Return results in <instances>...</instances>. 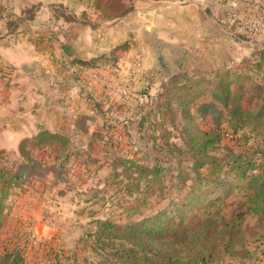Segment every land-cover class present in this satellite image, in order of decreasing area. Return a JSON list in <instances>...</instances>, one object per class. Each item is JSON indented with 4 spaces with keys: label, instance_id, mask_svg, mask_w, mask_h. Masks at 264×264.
<instances>
[{
    "label": "trees",
    "instance_id": "trees-1",
    "mask_svg": "<svg viewBox=\"0 0 264 264\" xmlns=\"http://www.w3.org/2000/svg\"><path fill=\"white\" fill-rule=\"evenodd\" d=\"M124 5L125 0H94L93 7L102 19L113 21L131 12ZM263 11L260 7L259 12ZM261 19L264 22V13ZM116 50L75 63L88 69L116 68L121 59ZM78 81L87 101L93 102L89 84ZM162 86L163 92L153 99V164L147 167L125 157L115 166L124 168L125 174L138 175L125 188L153 197V216L127 227L101 223L91 238L101 249L110 250L109 257L118 264L246 261L251 252L242 236L244 218L251 215L264 220V49L238 66L218 67L206 74L169 73ZM175 108L180 110L181 121L172 116ZM147 118L143 116L139 124L143 126ZM207 118L211 126L204 129L200 123ZM169 127L179 130L178 136ZM62 134L41 129L21 141L23 162L18 167L0 166V221L14 197L12 192L23 189L42 166L60 175L66 170L74 155L69 137ZM226 138L241 150L224 145ZM34 151L44 152L40 161ZM237 189L240 199L229 205L225 200ZM235 205L236 210L226 212ZM257 235L264 243V232ZM49 263L66 264L59 258ZM0 264H26V260L15 249L0 254Z\"/></svg>",
    "mask_w": 264,
    "mask_h": 264
},
{
    "label": "rangeland",
    "instance_id": "rangeland-1",
    "mask_svg": "<svg viewBox=\"0 0 264 264\" xmlns=\"http://www.w3.org/2000/svg\"><path fill=\"white\" fill-rule=\"evenodd\" d=\"M253 1L255 6L250 8L248 15L233 23L235 29L232 35L239 44L234 57L242 61L240 55H245V62H250L252 54L264 49V22L261 19L264 11L259 12L260 7L264 8V0ZM181 2L197 3L196 0H125L123 9H132L128 13L133 16L132 22L140 18V23L147 25L153 10H159L161 6L174 7ZM70 8L74 7L61 4L53 9H46L37 0H0V19L19 34L27 24L25 20L37 12H46L47 15L53 13L61 17ZM81 11L83 10L79 13ZM85 13L95 20L94 24H98L95 9L85 10ZM44 19L47 20V17ZM1 29L6 30L5 27ZM173 31L175 32L172 34L161 36L165 39H168L169 34L176 36L178 42L175 46L173 44L161 50V44L156 43L157 41L152 43V51L156 50V56L160 60L157 57L153 59L151 50L147 53L143 48L139 49L142 45L147 48L151 42L149 34H145L141 28L139 40L134 42L132 38L117 48V58H125L127 61H116L117 70L114 68V75L110 73V79L97 74L91 76L90 81L96 91L91 90L94 95L93 102H87L88 112L78 116L79 123L71 131L62 132V135L69 137L70 152L74 156L62 175L60 171L53 173L42 166L41 171L33 174L23 189L12 192L14 197L8 202L0 221V254L16 249L25 257L26 264H50L49 261L53 258L64 260L66 264H118L117 260L109 257L110 250L101 249L91 237L97 234L101 223L112 222L125 227L137 225L141 220L153 216L154 202L153 197L147 198L149 194L130 193L131 191L126 190V185L138 175L134 176L130 172L125 174L124 168H115L117 161L130 157L143 166L153 164L155 155L152 126L153 114L156 113L153 111V99L163 92L162 84L168 81V74L165 72L167 67L174 69L172 72H179V65L185 70L197 68L201 72L208 71L210 66L215 65L213 56L203 49L206 45L214 46L213 41L205 39L206 44H201L200 51L198 47L201 39L194 38V34L192 38L190 36L195 29L192 28L189 33L187 26V29L174 28ZM245 32L246 35L240 34ZM179 43H185L190 48ZM240 44L248 47V51L241 49ZM133 45H136L135 52L139 53L131 56ZM222 45L223 43L219 46ZM189 50L194 55L200 51L205 58L202 57L199 62L188 59L184 51ZM217 64L216 67H219ZM210 87H205L206 94ZM81 109H85V104L83 108L78 107V110ZM179 112L175 108L172 116H178V121H181L182 115ZM143 116L148 118L141 126L139 122ZM176 125L179 126L178 122ZM210 126L209 118L200 123V127L204 129ZM169 128L178 136L179 130ZM223 144L237 151L241 150L229 138ZM42 153L44 152L34 151L38 161L41 160ZM48 156L50 151L44 159ZM22 162L18 149L16 152H0L1 167L15 169ZM240 195L237 189L225 201L230 205L239 201ZM143 201H146L144 205ZM237 207L238 205L228 207L226 212L236 210ZM241 228L251 256L246 261L232 262L228 259V264H264V243L257 235L264 232V220L247 215ZM116 233L124 235L122 232Z\"/></svg>",
    "mask_w": 264,
    "mask_h": 264
},
{
    "label": "crops",
    "instance_id": "crops-1",
    "mask_svg": "<svg viewBox=\"0 0 264 264\" xmlns=\"http://www.w3.org/2000/svg\"><path fill=\"white\" fill-rule=\"evenodd\" d=\"M37 1L46 9L61 4L74 8L68 11L64 9L65 15L61 17L53 13L47 15L46 12H37L25 20L27 24L19 34L0 19V152H16L18 149L19 153L21 141L35 136L41 129L51 132L71 131L78 124V116L88 112L87 95L83 93L78 79H83L96 91L90 81L91 76L97 74L110 79V73L114 75L117 70L88 69L75 63V60L98 57L132 38L135 42L139 40L141 28L145 34H149L151 42L147 48L142 45L139 49L143 48L147 53L151 50L153 59L158 53L155 49L152 51V43L157 41L162 50L178 42L176 36L169 34L168 39L161 36L172 34L174 28L181 30L188 26L189 33L192 28L195 29L190 36L192 38L194 34V38L201 39L199 50L201 44H206L205 39L215 43L214 46L203 47L214 58L215 65L210 66L208 71L198 72L197 68L189 71L180 65L178 71L206 74L218 68L217 62L219 67L238 66V62H244L246 57L240 55L242 61L234 57L239 44L232 35L235 29L233 21L248 15L250 8L255 6L253 0H196V4L181 2L174 7L161 6L159 10H153L147 25H142L140 18L132 22V14L119 20L105 21L98 13L99 21L96 25L93 23L95 20L85 13V10H94L91 9L94 0ZM85 6L88 7L82 9ZM80 10H83L82 13H79ZM46 17L47 20L44 19ZM4 27L6 30L1 29ZM221 43L223 45L219 46ZM179 44L190 48L185 43ZM134 46L131 56L139 53L135 52ZM240 46L248 51V47ZM200 51L197 55L190 50L184 51L187 53L185 57L199 62L204 56ZM120 61L126 63L127 60L121 58ZM173 70L167 67L164 71L167 74L175 73ZM84 104L85 109L78 110Z\"/></svg>",
    "mask_w": 264,
    "mask_h": 264
},
{
    "label": "built area",
    "instance_id": "built-area-1",
    "mask_svg": "<svg viewBox=\"0 0 264 264\" xmlns=\"http://www.w3.org/2000/svg\"><path fill=\"white\" fill-rule=\"evenodd\" d=\"M260 24H263V22H262V23H260Z\"/></svg>",
    "mask_w": 264,
    "mask_h": 264
}]
</instances>
